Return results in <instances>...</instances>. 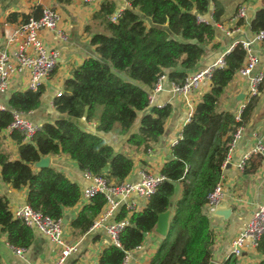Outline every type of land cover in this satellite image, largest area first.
<instances>
[{"label": "trees", "instance_id": "trees-1", "mask_svg": "<svg viewBox=\"0 0 264 264\" xmlns=\"http://www.w3.org/2000/svg\"><path fill=\"white\" fill-rule=\"evenodd\" d=\"M126 1L128 8L118 13L115 22L109 19L117 13L112 1H103L93 14L92 21L99 29L91 34L89 44L98 58H87L74 68L61 95L54 98L53 109L64 117L41 125L29 142L17 131L9 133L17 147L16 160L2 152L1 133L13 121V113L27 114L39 108L44 89L13 92L6 101V110L0 111L2 182L15 190L26 188V203L32 209L53 220L67 219L72 237L88 231L105 206L104 197L95 195L68 219L65 210L81 201L80 187L51 166L34 169L33 164L41 157L65 155L93 176L113 183L125 181L134 162L115 151L103 135L115 131L124 137L125 146L136 151L154 148L171 109L150 107L148 93L163 75L170 83H184L217 34L211 23L199 18L208 13L210 2L214 23H220L224 13L222 0ZM41 9L22 15V23L39 18ZM263 28L264 0L250 23V32L256 34ZM244 58L245 51L237 44L224 56V66L213 71L211 88L196 104L159 171L165 181L140 211L128 215L121 206L115 212L112 223L128 215V225L119 234L120 247L110 244L104 248L98 264H121L127 252L143 243V234L153 232L157 214L169 209L177 192L172 183L179 185L180 196L171 209L167 235L160 238L149 264L209 263L213 233L205 214L206 198L221 181L232 134L248 124L258 102L257 96L250 97L239 121L234 113L221 108L224 89ZM80 120L87 125L96 123L94 130L79 125ZM260 162L258 155L255 160L250 158L245 173L255 171ZM1 235L8 245L23 249L30 247L34 237L32 229L13 217L4 197H0ZM256 251L261 256L257 264H264V236Z\"/></svg>", "mask_w": 264, "mask_h": 264}, {"label": "crops", "instance_id": "crops-1", "mask_svg": "<svg viewBox=\"0 0 264 264\" xmlns=\"http://www.w3.org/2000/svg\"><path fill=\"white\" fill-rule=\"evenodd\" d=\"M103 1L105 0H96L91 6H85L80 0H69L67 3L58 2L57 0H0V47L22 24V15H31L37 7H51L57 11L60 16L58 29L65 36L63 40H60L53 33L46 31L41 33L45 47L58 52L57 65L49 79L42 86L45 89V84H50L54 89L53 95L49 99L43 100L35 111L22 114L23 119L41 127L44 123H52L64 117L53 109V100L56 93L62 91L65 80L71 78L74 68L78 67L87 58H98L95 48L89 44V40L91 34L99 29L97 22L92 21V16L98 11ZM108 1L114 2L117 12L128 8L126 0ZM222 4L224 13L220 23L213 22L212 2H210L208 13L203 16L206 22L211 23L216 28L217 34L205 48V52L196 68L189 75L206 69L225 56L237 43L251 40L254 36L250 32V23L255 12L262 7V0H242L235 5L222 1ZM240 7L245 9V15L243 18H236L237 10ZM145 21L150 26L149 21ZM253 50L259 58L254 73H264V43L254 44ZM26 81V73L15 76L9 91L0 94V103L6 105L9 95L13 92L26 91ZM171 84L164 75L163 90L154 96L150 105V107L156 108L170 106L171 109L163 124V135L154 148L147 152L136 151L125 146L124 137L117 136L115 131L103 135L115 151L122 150L116 144H113L114 139H117L121 145L123 144L125 146L123 152L127 153L134 162L132 171L125 181L135 182L140 180L139 173L142 171L159 173L162 165L170 157L172 146L180 139L182 128L187 122V107L181 98L172 91ZM210 88L211 82L208 81L191 92L190 100L193 101L194 108ZM224 91L221 108L234 114L250 99L248 80L234 77ZM257 97L258 102L253 110L252 117L244 127V135L238 142L232 159L222 168L221 181L219 182L225 193L222 203L225 207L231 209V213L224 220L222 218H211L205 210L213 233V246L209 262L217 264H257L261 259L256 249L247 250L239 257L230 255V242L243 230L264 197V154L258 155L261 157V162L252 173L247 174L245 170L241 172L237 169L240 158L255 145L256 137L260 138L264 145V80L259 87ZM79 125L88 130H94L96 123L87 125L80 120ZM1 150L8 156H11L14 152L17 154L16 144L9 138L6 131L1 133ZM16 157H18V154L13 157L14 160ZM47 157L50 161L49 166L63 173L71 182L74 181L80 188L86 185L81 178V171L77 164L69 157L65 155ZM251 158L255 160V156ZM33 168L37 169L34 166ZM175 187H177V192L171 200L170 209L180 196L179 185L175 184ZM3 195L11 197L13 209L26 203V188L17 191L9 184H3L0 187V196ZM84 204L85 201L81 200L75 207L66 209L65 215L68 219L74 217ZM144 205L145 203H143ZM109 223H112L110 219L107 224ZM63 226L67 241L78 244V251L68 258V264H98L100 252L110 245L105 231L103 229L87 231L82 236L72 237L67 219H65ZM32 232L33 241L30 247L25 249L22 257L14 255L6 242L5 236H0V261L2 264H52L54 262L58 253L57 248L37 230L32 229ZM160 238L161 236L154 231L147 233L139 248L129 252L128 264H149Z\"/></svg>", "mask_w": 264, "mask_h": 264}, {"label": "built area", "instance_id": "built-area-1", "mask_svg": "<svg viewBox=\"0 0 264 264\" xmlns=\"http://www.w3.org/2000/svg\"><path fill=\"white\" fill-rule=\"evenodd\" d=\"M80 2L85 6H91L96 0H80ZM118 13L113 14L109 18L111 22L116 21ZM244 15L245 9L240 7L237 10L236 18H243ZM199 19L206 22L203 17ZM59 21L60 16L56 10L51 7H44L41 9L39 18H30L27 22L22 23L13 35L5 40L2 47H0V94H5L9 91L13 78L19 74H27L25 90L31 92L38 91L44 82L49 79L57 65L58 52L45 47L41 33L44 31L50 32L56 38L63 40L65 36L58 29ZM262 43H264V28L254 34L251 40L237 43L241 44L244 49L245 58L235 77L241 80H248L249 98L259 94V87L264 80L263 72L254 73L259 63V58L253 50V45ZM223 66L224 56L206 69L188 75L182 85L171 84L172 91L181 98L187 107V122L194 111L193 101L190 100L191 92L203 83L210 81L213 71ZM163 79L164 75L158 78L148 93L149 106L152 104L154 96L162 92ZM61 93L62 91L57 92L55 97H59ZM245 105L243 104L238 109V112L234 114L237 121L240 120V113ZM4 110H6V105L0 103V111ZM39 128L28 120L23 119L21 113H13V121L4 131L8 132V134L12 131H17L23 135L25 142H29L32 135ZM243 135L244 127L237 128L232 134L223 166L232 159L234 150ZM255 139V145L237 163V169L241 172L245 170L247 162L252 156L264 154V145L261 139L258 137ZM80 171L81 178L86 183L81 188V200L87 202L97 194L102 195L105 199V206L102 212L95 218L88 231L103 229L109 238L110 244L120 247L119 234L128 225V215L145 207L150 196L165 181L164 177L160 173L142 171L139 173L140 180L138 181L113 183L102 177L93 176L87 171ZM224 196L223 187L218 183L206 198L205 210L208 216L217 205L223 202ZM143 203H145L144 206ZM121 206L127 210L128 215L123 220L107 224L108 220L113 217ZM11 212L15 219L22 221L28 228L37 230L57 248V257L52 264H68V258L77 253L78 244L67 241L62 220H53L32 209L27 203L16 206ZM263 236L264 197L243 230L230 242V255L239 257L247 250L256 249ZM10 248L12 253L19 257H22L25 252L23 248L13 246H10ZM136 248H139V246ZM129 252L125 254L121 264H128L130 259Z\"/></svg>", "mask_w": 264, "mask_h": 264}, {"label": "water", "instance_id": "water-1", "mask_svg": "<svg viewBox=\"0 0 264 264\" xmlns=\"http://www.w3.org/2000/svg\"><path fill=\"white\" fill-rule=\"evenodd\" d=\"M49 162L50 161L48 157H41L39 161L33 164V166L37 169L47 168L49 167ZM172 184L175 185V183ZM230 213H231V209L225 207V205L221 203L214 208V210L209 214V216L211 218H222L226 220L229 217ZM170 215H171L170 206L169 209L166 210L165 212L157 214L156 224L153 229V231L157 235L161 237H165L167 235ZM62 223L63 224L65 223V219L62 220ZM143 235L145 237L146 233H144ZM208 264H217V263L209 262Z\"/></svg>", "mask_w": 264, "mask_h": 264}, {"label": "rangeland", "instance_id": "rangeland-1", "mask_svg": "<svg viewBox=\"0 0 264 264\" xmlns=\"http://www.w3.org/2000/svg\"><path fill=\"white\" fill-rule=\"evenodd\" d=\"M224 3H231L232 5H235V4H237V2H240V1H242V0H222ZM122 76H124L123 74H122ZM125 77V76H124ZM45 89H44V91H43V94H42V96H41V100H40V105L42 104V102H43V100H47V99H49L52 95H53V88H52V86L50 85V84H45V87H44ZM23 89H24V87H23ZM183 104V103H182ZM184 105V104H183ZM113 144H116L117 145V147L118 148H120V150H122V151H120V152H122V153H124V154H126L127 155V153H125V152H123V150L125 149V146L122 144H120V143H118V141H117V139H114L113 140ZM14 156H17V154H16V152H14L11 156H9V158L11 159V160H14ZM18 157H16L15 158V160L17 159ZM151 173H153V172H151ZM74 182V181H73ZM3 184H5V183H3L2 182V180H1V176H0V187L3 185ZM81 189V188H80ZM21 190V189H20ZM17 191H19V190H17ZM0 197H4V198H6L7 200H8V202H9V208H10V210L11 211H13V206L11 205V197L9 196V195H3V196H0Z\"/></svg>", "mask_w": 264, "mask_h": 264}]
</instances>
